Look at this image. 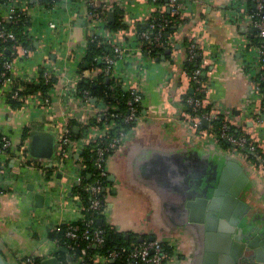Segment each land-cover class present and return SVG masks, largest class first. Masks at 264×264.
Returning <instances> with one entry per match:
<instances>
[{
  "label": "crops",
  "instance_id": "crops-1",
  "mask_svg": "<svg viewBox=\"0 0 264 264\" xmlns=\"http://www.w3.org/2000/svg\"><path fill=\"white\" fill-rule=\"evenodd\" d=\"M101 1L122 10L123 22L128 25L120 32L123 55L114 71L129 82L138 83L143 94L135 137L123 141L106 160L108 173L115 176L106 186V222L125 232L126 238L159 239L172 249L174 264H199L204 254L203 231L185 223L183 201L201 178L205 164L201 156L206 155L208 160L216 158L215 152L220 150L202 135L195 134L183 115L181 97L190 93V89L192 93L197 91L190 77L180 69L184 52L179 35L176 38L170 35L173 40L172 47H167L170 53H165L167 48H164L158 56L148 55L142 50L136 25L142 23L145 27L144 19L157 7L156 3ZM249 2L182 0L183 16L189 23L179 33L186 31L202 51V64L208 67L207 101L255 140L264 152L261 97L251 83L258 46L249 39L254 33L249 31L253 27L247 15ZM163 7L168 11L167 0ZM90 9L91 5L82 0H57L51 7L39 2L27 3L24 9L30 18L27 32L33 48L30 55L16 60L15 76L19 83H33L39 68L44 66L57 77V82L49 90L48 112L39 105L36 92L27 94L20 107L11 108L3 94L12 89V84L0 88V134L11 140L13 150L5 151L2 160L18 172L13 179L3 180L6 191L0 193V255L5 264H25L29 258L42 260L49 256H56L60 264H75L74 256L67 250L63 251L64 259L56 255L57 243L48 233L60 223L82 219L80 202L69 191H62L56 174L46 177V172L38 168L20 165L17 146L24 126L55 135L56 122L67 121L60 91L75 83L76 73L84 63ZM6 10L7 6L1 3L0 16ZM105 21L111 22L107 15ZM70 98L72 112H82L85 116L94 112L96 102L84 105L74 93ZM74 132L80 134L79 126ZM234 157L244 165L249 178L250 191L244 197L253 207V214L263 221L264 172L253 170L240 157ZM72 171L76 170L72 167ZM36 194L42 195L41 206L37 204Z\"/></svg>",
  "mask_w": 264,
  "mask_h": 264
},
{
  "label": "built area",
  "instance_id": "built-area-1",
  "mask_svg": "<svg viewBox=\"0 0 264 264\" xmlns=\"http://www.w3.org/2000/svg\"><path fill=\"white\" fill-rule=\"evenodd\" d=\"M29 0H0V4H5L7 6V10L5 15L0 16V40H10L12 41L10 45L11 58L6 59L2 63V68L0 70V88L4 85L12 84V89H8V92L3 95L6 97L7 93H11L12 98H19L22 100V103L25 102L26 96H18V92L24 89V84L19 83L18 79L15 76V67L16 60L21 57H27L30 55L31 50L27 47H23L15 40V36L11 31L4 30L2 24L3 22L9 21L16 16V9L24 10L26 8V4ZM86 1L87 4L91 5V9L87 15V26L90 28L89 37L94 38L100 37L103 42L109 44L112 48V54H104L98 61L102 60L104 62L103 67L93 66L91 68H84L82 70H78L76 73L75 83L70 87H64L61 91V97L63 99L64 108L67 117L66 122H56L57 132L55 136V150L51 159L42 160V159H31L29 153L26 152L28 150V141H25L23 145L18 149L19 156L18 162L22 166H30L34 168H38L42 172H46L47 168L52 170L51 176L53 177L58 172L61 173L60 182L61 189L63 192H70L75 198H77L80 202L81 211L83 213L84 210H96L98 214H105L108 210L107 205V196L105 194V190L107 187L102 186L98 177L107 176L109 173L106 167L107 157L116 151L123 141H127L135 137V126L131 127L128 131H120L118 133L113 132V128L116 126V122L113 119H103V117L113 116L114 113L111 112V109H114V106H109L103 99L96 100L97 103L95 105L94 112L90 116H85L82 112L73 111L71 108V93H74L76 99L79 100L84 105H91L92 96L89 94L87 90H84L82 95H79L77 92V82L84 78L88 81H94L97 79L98 75H104L107 78H113L119 81L120 87L124 92H127L129 97L126 100V113L124 115L125 122L138 121L141 117L142 110V102H143V94L140 85L137 83L129 82L123 77L117 75L114 71L115 64L119 58L123 55V46L124 41L121 37L122 29H118L116 31H111L106 27V15L109 11L114 10L117 6L115 4H106L101 0H82ZM155 2V0H152ZM182 0H167V9L171 13V15H176L179 19L185 18L183 16L185 10H183L181 6ZM256 12L250 13L249 10L247 12L248 18L251 21L253 27L256 28L257 35L259 37L264 38V15L260 14V10H262L264 6V0H254ZM158 9L160 12H163L164 7L160 6L159 8H155L151 11L144 22L150 20L149 26L150 28L154 27L152 23L153 17L152 14L154 11ZM124 19V17L122 18ZM141 22V21H140ZM137 24V23H136ZM167 25V20H163V22L156 27V31L153 34H150L148 31H141L139 34L141 47L149 48L151 44H155V46L167 48L172 47L173 40L165 42L161 39L162 31ZM185 23L179 22L177 30L172 34L173 38L178 37V32L181 28H183ZM171 38V37H170ZM193 42L190 45L192 49H200L197 43L194 41L192 37H189ZM201 51V49H200ZM202 55V51H201ZM202 59V58H201ZM202 61V60H201ZM49 64V63H47ZM46 64V65H47ZM256 69L255 74L251 79V83L253 88L259 93V89L256 81H254V77L257 73L264 69V47L263 45L258 46L257 57H256ZM43 77L48 80L51 76L50 72H48L43 66ZM200 73L199 69L194 71V74L191 78H196ZM55 77V76H54ZM57 78V77H56ZM39 82V74L36 76L35 81L33 83L37 84ZM15 85V87H14ZM54 85V84H53ZM52 85V86H53ZM197 92H202L204 97L202 99L194 98L192 96H188L186 98V102L194 107L196 110L197 107L201 105L208 104L207 101V83L206 81H201L196 86ZM38 95V103L42 107L43 110L48 112L51 109L50 97L49 93L47 96L42 95L38 91L36 92ZM260 112L264 109V107L259 105ZM222 112L218 110L215 106L212 105L211 110L208 113H204L202 117H197L195 115L190 114L189 112H184L183 115L187 116V119L190 121V125L193 128L195 134L202 135L206 141L210 144H213L215 149L223 151L231 156L240 157L241 160L245 161L253 170H257L260 172H264V159L261 158L260 154H257L256 148H259V144L252 139H248L245 134L240 135H232L226 131V126L229 122L228 119L223 116V125L221 129V136L225 137L226 140L231 144L230 148L224 149L218 144L217 136L209 132L207 129H199L198 126L202 123V120L208 122L209 119L215 115ZM95 122L92 123V120ZM69 120H74L76 122V126L80 128L79 136L74 137L70 125ZM231 124V123H230ZM206 126V127H207ZM95 142L94 150V160L93 165L97 170L98 176L94 183L84 186V190L88 192L91 196L90 202L88 205H84L81 199V196L78 193H72L74 186L79 183L83 179V170L86 168L85 159L82 156L83 148ZM11 140L4 134L0 135V193L6 191L4 185H2L3 180L5 178H14L18 173L15 168H10L6 165L2 156L5 151L10 148ZM247 148L248 151L255 154V158L259 160L258 164H256L253 159L249 157L247 152H243L241 148ZM264 153V152H263ZM233 156V157H234ZM72 167L76 171H72ZM102 198V199H101ZM93 222V218H88L85 220V228L81 232V234L76 233V226L70 225L66 230L65 236L69 239H76L78 237L83 238L86 241L84 247L80 248L79 254L74 256L75 264H108L110 260H115L120 255H126V264H174V256L169 255L166 250L162 247L161 241L157 238L153 239H143L139 243H131L128 246H122L118 249H114L109 252L108 255L103 257L98 254H90L88 255L87 248L90 244H101L103 241L102 238V230L101 229H91V223ZM67 248H72V243L68 242L66 244ZM99 262V263H98ZM32 258L27 259L25 264H33Z\"/></svg>",
  "mask_w": 264,
  "mask_h": 264
},
{
  "label": "trees",
  "instance_id": "trees-1",
  "mask_svg": "<svg viewBox=\"0 0 264 264\" xmlns=\"http://www.w3.org/2000/svg\"><path fill=\"white\" fill-rule=\"evenodd\" d=\"M57 0H29L28 5H32L34 2H39L42 5L46 7H51L54 2ZM155 3L157 5V8L160 6H163L165 4V0H155ZM255 2L254 0H250L248 4V10L250 13H254L257 11V9L254 7ZM114 19L111 22H107L106 27L109 30L116 31L118 29H125L128 27V25L123 22V11L119 10L118 8H115L114 10ZM260 14L264 15V6L262 10H260ZM153 19L152 23L154 24L153 28H150L149 23L150 20L145 22V27L142 26V23H138L136 25L138 33L141 31H148L150 34H153L156 31V27L160 25L163 20H167V25L162 31L161 39L165 42L170 40V35H172L178 27L179 22L182 23H189L187 19L182 18L179 19L176 15H171L169 11L163 10V12H160L158 9L154 11L152 14ZM30 24V18L29 14L26 10L16 9V16L15 18L3 22L2 26L4 30L11 31L14 36L15 40L20 43L21 46L27 47L29 49L33 48L32 39L29 36L27 32V27ZM166 33H168L166 35ZM179 33V32H178ZM179 35V43L180 47L182 48L184 52V58L180 64V69L182 72H185L192 82V85L194 87L198 86V83L201 81H206L207 77L205 76L208 67L203 66L202 64V56L200 49H192L190 48V45L192 44V40L188 38L186 31H184V34L181 32ZM250 42L254 46H260L263 45L264 47V38L259 37L257 35V32L255 31L252 33L249 37ZM12 41L10 40H0V70L2 68V63L6 60L11 58V50L10 45ZM144 51L148 53V55H151L153 57L158 56L161 51H163L164 48L155 46V44H151L149 48H143ZM104 54H112V48L109 44L103 42V40L100 37H89L87 42V48H86V54L84 57V63L81 64L80 70L84 69V64H87V68H91L93 66H99L103 67L105 64L102 60L98 61L99 58H101ZM196 69L200 70V73L197 75L196 78H191L194 74V71ZM43 68L40 67L38 70L39 74V82L37 84L34 83H24V89L18 92V96H25L32 92H39L44 96H47L49 93V90L51 86L57 82L56 77H50L48 80H46L43 75ZM107 77L104 75H98L97 79L94 81H88L87 79H80L77 82V92L79 95H82L84 90H87L89 94L95 98L97 101L100 99H103L110 107L114 106V109H111V112L114 113L113 116H106L103 117V119H113L116 122V126L113 128V132L118 133L120 131H128L131 127L136 126V121L131 122H125L124 121V115L126 113V100L128 99L129 95L127 92H124L119 84V81L113 78L106 79ZM254 81H256L259 94L261 97V105L264 107V69L261 70L259 73H257L254 77ZM188 96H192L194 98L202 99L204 97V94L202 92H193V93H185L181 97V104L183 107V112H189L192 115H195L197 117H202L204 113H208L211 110L212 104L208 103L205 105H201L200 107H197L196 110H194V107L186 102V98ZM6 101L11 106V108H18L22 104V100L19 98H12L11 93H7L6 95ZM261 113L264 114V109L261 110ZM223 116L221 113L213 115L209 119V126H204L202 123L199 124V129H207L209 132L214 133L218 138V144L224 148H230L231 144L226 140L225 137L221 136V129L223 125ZM95 122V120H92V123ZM69 125L71 132L74 137L79 136V134L75 133L73 131V127L76 125V122L74 120H69ZM33 129V127L24 126L22 129V133L19 140V145L17 146L19 149L21 145L24 144L25 141H29L30 138V132ZM226 131L229 134H232L234 136L245 134L239 126L233 125L228 123L226 126ZM1 135V134H0ZM245 136L249 138L247 134ZM95 142L90 143L86 145L83 148L82 156L85 159L86 168L83 170V179L77 183L72 193H78L81 196L83 204L86 206L89 204L91 196L88 192L84 190V186L89 185L91 183H94L95 179L98 177L97 170L94 168L93 160L95 158L94 156V148H95ZM243 152H247L249 154V157L253 159V161L258 164L259 160L255 158V154L248 151L247 148H241L240 149ZM7 152L11 153L13 152L12 147L8 148L6 150ZM28 152V150H26ZM257 154H260L261 158L264 159V153L260 150V148H256L255 151ZM35 160V159H34ZM243 165V164H242ZM244 166V165H243ZM246 170V169H245ZM52 170L50 168L46 169V177L48 175H51ZM98 180L102 184V186L106 187L109 184L108 175L104 177H98ZM247 189H250V182L247 185ZM105 194H108V190H105ZM102 199V198H101ZM83 217L80 220H77L73 223L67 224V223H60L57 226H55L51 231H49L48 236L50 239L55 240L57 243L58 250L56 251V255L59 256V258L64 259L65 255L63 254V249L69 251L72 256H76L79 254L80 248L84 247L86 244V241L78 237L76 239H69L67 236H65L66 230L70 225L76 226V233L81 234L83 229L85 228V220L88 218H93V222L91 223V229H101L102 230V238L103 241L101 244H90L87 248L88 255L90 254H98L99 256L103 257L105 255H108L110 251L114 249H118L122 246H128L131 243H139L141 241H138L137 238H126L125 232L117 230L114 226L106 222L105 214H98V211L96 210H84L83 211ZM102 218L103 222L101 224L97 223V219ZM144 239H148L147 237H144ZM68 242L72 243V248H67L66 244ZM164 250L168 252L169 255H172V249L169 248L165 243H161ZM33 264H40V258H32ZM126 255H120L118 258H116L113 261H109L108 264H126Z\"/></svg>",
  "mask_w": 264,
  "mask_h": 264
},
{
  "label": "water",
  "instance_id": "water-1",
  "mask_svg": "<svg viewBox=\"0 0 264 264\" xmlns=\"http://www.w3.org/2000/svg\"><path fill=\"white\" fill-rule=\"evenodd\" d=\"M107 18L108 21L113 20L112 11L107 13ZM249 31L255 32L256 28H249ZM164 51L170 53L169 48ZM87 66L85 64V68ZM189 92L192 93V89ZM95 101L92 98L91 102ZM202 124L207 126L208 122L202 120ZM77 129L78 126L73 127V131ZM54 146V134L31 130L28 143L31 158L51 159ZM215 155L216 158L209 160L206 155L201 156L205 161L201 178L197 186L188 190V198L183 201L185 223L194 224L203 231L204 254L199 264H264V217L262 222L259 221L260 217L253 214V207L244 197L250 191L247 189L248 174L230 154L217 151ZM209 172L212 174L209 175ZM56 176L59 182L61 173L58 172ZM114 178V175L108 174L109 181H114ZM36 200H39L37 204L41 206L42 195L36 194ZM96 221L101 224L103 219L98 218ZM143 238L140 236L138 241ZM147 238L153 239L154 236ZM68 260H71L70 255ZM0 264H5L1 255ZM40 264L60 262L56 256H49L42 259Z\"/></svg>",
  "mask_w": 264,
  "mask_h": 264
},
{
  "label": "flooded vegetation",
  "instance_id": "flooded-vegetation-1",
  "mask_svg": "<svg viewBox=\"0 0 264 264\" xmlns=\"http://www.w3.org/2000/svg\"><path fill=\"white\" fill-rule=\"evenodd\" d=\"M210 174H212V173L209 172V175H210ZM196 186H197V185H196ZM191 231H192L193 234H196V230H195V229H192Z\"/></svg>",
  "mask_w": 264,
  "mask_h": 264
}]
</instances>
